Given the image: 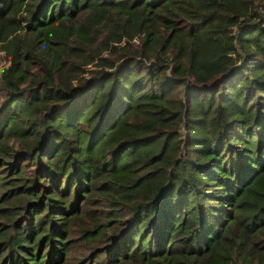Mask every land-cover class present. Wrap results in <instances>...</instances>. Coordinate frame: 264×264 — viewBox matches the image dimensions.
Listing matches in <instances>:
<instances>
[{"label":"trees","instance_id":"1","mask_svg":"<svg viewBox=\"0 0 264 264\" xmlns=\"http://www.w3.org/2000/svg\"><path fill=\"white\" fill-rule=\"evenodd\" d=\"M0 264H264V0H0Z\"/></svg>","mask_w":264,"mask_h":264},{"label":"rangeland","instance_id":"2","mask_svg":"<svg viewBox=\"0 0 264 264\" xmlns=\"http://www.w3.org/2000/svg\"><path fill=\"white\" fill-rule=\"evenodd\" d=\"M91 69H93V68H88V70H91ZM89 72V71H88Z\"/></svg>","mask_w":264,"mask_h":264}]
</instances>
